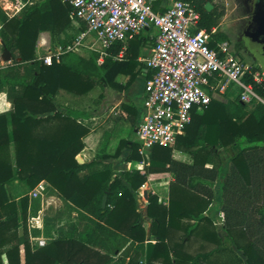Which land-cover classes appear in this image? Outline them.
Listing matches in <instances>:
<instances>
[{"label":"trees","instance_id":"obj_1","mask_svg":"<svg viewBox=\"0 0 264 264\" xmlns=\"http://www.w3.org/2000/svg\"><path fill=\"white\" fill-rule=\"evenodd\" d=\"M183 1L200 12L199 29L211 31L225 14V6L215 0ZM207 2L214 5L210 11L205 8ZM70 12L71 6L62 0L27 4L11 17L0 9V53L8 50L13 61L0 65V92H6L13 104L10 119L0 114V264H5L4 255L8 264H21V244L25 264H213L207 253L184 252V242L172 245L171 234L183 228L192 232L194 227L188 230L186 220L212 223L203 213L215 198L216 182L224 231L228 236L232 232L243 235L245 264H264V104L246 110L243 103L235 101L236 107H231L212 100L194 114L174 145L155 144L144 169L124 173L128 186L113 176L111 165L97 166V160L107 155H97L87 163L77 160L89 129L76 120V111L57 104L56 94L65 89L82 95L98 84L115 85L119 74L128 75L132 82L145 67L139 57L144 48L154 47L157 31L150 26L134 35L123 59L114 58L122 48L117 42L102 60L98 53L84 57L67 51L46 63L36 56L38 36L45 30L67 33L73 27ZM79 29H86L85 23ZM218 39L230 40V36L220 34ZM236 47L240 49L241 43ZM256 91L264 98V84L256 85ZM126 145L132 148L128 159H141L137 141L121 140L115 154ZM219 147L234 149L226 164L218 159ZM154 174H173L174 184L168 205L159 202L157 195H149L147 214L156 242L145 245L147 232L134 192ZM15 180L29 190L49 182L75 205L86 224L33 250L27 219L30 206L36 212L39 205L36 200L30 203L28 193L19 201L11 198L7 185ZM105 194L108 199L103 207ZM134 245L135 254L130 255L128 250ZM121 250L122 255L115 258Z\"/></svg>","mask_w":264,"mask_h":264},{"label":"built area","instance_id":"obj_2","mask_svg":"<svg viewBox=\"0 0 264 264\" xmlns=\"http://www.w3.org/2000/svg\"><path fill=\"white\" fill-rule=\"evenodd\" d=\"M63 1L71 6V17L86 25L75 46L69 45L66 52L78 49L76 46L92 34L104 47L105 55L114 43H122L114 58L123 59L134 35L150 26L157 29L154 47L139 57L151 72L145 82L143 113L137 127L142 153L149 154L155 144L174 145L194 114L202 112L212 100L225 103L238 99L252 107L264 104L256 91V85L264 84V68L246 62L230 41L215 36L214 28L199 29L201 15L191 2L175 0L159 12L153 9L151 0ZM51 59L48 56L44 61L51 63ZM39 244H46V240L40 239Z\"/></svg>","mask_w":264,"mask_h":264},{"label":"crops","instance_id":"obj_3","mask_svg":"<svg viewBox=\"0 0 264 264\" xmlns=\"http://www.w3.org/2000/svg\"><path fill=\"white\" fill-rule=\"evenodd\" d=\"M43 0H0V4L6 14L11 16L19 15L27 4H31L34 2H40ZM152 6L155 8V11L163 12L165 11L175 0H151ZM227 5V7L225 6ZM222 5L225 6L226 13L220 17L218 24L213 27L216 32V37L220 34H229L227 30H231L235 27V22L240 18L241 13L239 12V4L237 1L225 0L222 2ZM2 9V10H3ZM234 13L236 21H226L228 16ZM71 17V14H70ZM72 19L73 29L74 27L81 26L76 19ZM225 22V23H224ZM2 27V23L0 22V29ZM155 28V27H154ZM85 30V29H84ZM157 31V29L155 28ZM69 31V30H68ZM68 33H62L56 35L58 41L55 43L57 46L56 49L53 50L52 46V37L48 31H42L36 43V56L39 51L44 52L45 57H53L60 55L66 51H62V44L64 38ZM87 37L91 39L92 44H97L92 34H88ZM132 39V38H131ZM230 41V40H228ZM231 43V42H230ZM0 44H3L0 39ZM99 58L102 60L106 55L102 53L104 51V47L100 45ZM234 49H239L233 46ZM66 50V49H65ZM151 48H144L143 54H148ZM81 56V51L78 49L71 50ZM3 54V55H2ZM0 63H6L12 60L11 55L8 50H5L0 53ZM141 55V56H142ZM9 58V59H4ZM86 57V56H84ZM256 66H261L258 63H253ZM8 64H6L7 66ZM5 66V65H4ZM264 68V66H262ZM149 71L143 67L138 74V76L132 81L129 82V76L125 74H119L115 78L116 84H98L94 88H92L89 92L79 95L72 92H69L65 89H60L56 94L57 104L64 110L72 109L78 113L76 120L86 126L89 131L86 136L83 137L84 147L77 154L76 158L80 163H87L95 159L97 155L106 156L104 158H99L97 162V166H103V164H109L113 170L114 177H120L123 182L130 186V183L125 178V172L133 171V170H142L146 165L149 164V154H145L141 152V144L138 140L137 136V127L138 123L141 119L143 113V103H144V87L146 79H148ZM13 110L12 101L8 98L6 92H0V114H5L8 119H10V113ZM133 120L135 122H133ZM121 140H130L137 141L139 143V155L141 159L134 158L128 159L132 152L131 145H126L122 148L119 155H116L117 149ZM178 154V153H177ZM92 167L86 169V172H89ZM174 176L173 174L165 176H160L159 174H154L153 177H149V180L143 184L135 193L138 210L141 212L142 217L144 219V227L147 232V239L145 245H147L148 241L152 243L156 242V237L153 236L151 232L152 218H150L147 214V207L149 203V195L155 194L158 196L159 202L167 205L169 203L170 191H172V185L174 184ZM20 181L15 180L7 185L12 188L15 187ZM171 188V189H170ZM220 192V184L219 182L215 183L214 191H215V203L210 204V206L204 211L203 215L209 217L213 220L211 222H202V223H194L191 221L187 222L189 230L193 229L192 232H184L183 230H173L171 234V244L181 243L183 244V250L187 254L196 255L198 253H207V260L213 264H231L230 260L227 258V255L224 253H220L222 248H225L226 245H223L222 233L218 235V240L216 235L215 227L217 229H221L222 232L226 234L223 229L224 221L221 222V218L224 213L220 208V203H217V191ZM9 192V190H8ZM33 192H36V196H33ZM147 192V196L144 193ZM30 196V203H32L35 199H39L41 201V206L38 208L36 212L31 211V206L29 208V214L27 219V228L29 234V240L31 243V247L35 250L37 247H41L46 245L48 242L56 239L53 236L59 235L64 236L67 234V220L62 222L56 220V222H52L55 224V227L52 230V235L45 232L47 226L48 216H52V213L56 215H60L61 213L69 214L72 218L71 227L77 226L79 229H82V219L79 211L76 209L75 205L71 202L66 201L61 194L47 181H42L35 189L28 190ZM10 194V193H9ZM52 203V204H51ZM60 212V213H59ZM66 221V222H65ZM72 229V228H71ZM20 235L23 233V228L19 229ZM184 238V240H183ZM40 239H45L46 244L40 245ZM198 241V247H202V250L193 252L190 249L191 242ZM130 244L124 247V249ZM222 244V245H221ZM212 245V246H211ZM206 247V249H204ZM132 253L130 255L135 254V245L132 247ZM204 249V250H203ZM227 250V249H225ZM102 252L104 250L101 249ZM122 250L118 251L115 258H118L122 255ZM4 262L8 264L7 256L4 255ZM129 257L127 258V260ZM145 256L141 257V260L145 263ZM20 261L21 264H25V254H24V245H20ZM233 262V261H232ZM156 264H161L157 262ZM238 264V263H236ZM243 264V263H241Z\"/></svg>","mask_w":264,"mask_h":264},{"label":"rangeland","instance_id":"obj_4","mask_svg":"<svg viewBox=\"0 0 264 264\" xmlns=\"http://www.w3.org/2000/svg\"><path fill=\"white\" fill-rule=\"evenodd\" d=\"M215 1L219 5H222V2H225V0H215ZM230 1H238V0H230ZM1 5H3V4H0V9H3ZM225 6L227 7L226 4H225ZM225 13H226V11H225ZM235 18L236 17L234 15V13H231L228 16V18H226V21H233L234 22V21H236ZM241 23L242 22H240V20L238 19L237 22H235V27L233 29H231V30H227L229 32L230 42H231L232 46H235V44H237V42L239 40H241L242 43H243V50L242 51L239 50V52H238V50L235 49L238 52L239 56H241V58H243L246 62H250V63H254V61L258 62L259 64H261V66H258V67L261 68L262 66H264V61L257 60L256 59V55L259 54V51H262V53L264 54V47H261V48L257 49V47L259 45L257 44L258 42H257V38L254 36V32L250 28H245L244 26L241 27L240 26ZM79 28H80V26H78V28L74 27L73 29H69V31L67 32L68 33L67 36L64 38L63 43H61L62 47H63L62 51H66L65 49H67V47L69 45L72 46V47L75 46V43L77 42V38H78L80 32L83 31V30H80ZM46 31H48L50 33L51 37H52V46L51 47L54 50V49L57 48V46L55 45V43L58 41V38L56 36L57 34H53L50 30H46ZM92 43L93 42H91V39H89L86 36V38H84L82 40V44L79 45V46H76V48H78V50L81 51L82 55H84L86 57H90L92 55H95L96 53H99V51H97V50L101 48L99 43H97L95 45L92 44ZM2 55L0 56V58L2 57ZM37 57L39 59H44L45 58V54L42 51V49H41V51H39V54L37 53ZM3 58L4 59H9V58H5L4 56H3ZM6 63H4V64H6ZM11 63H13L12 60H11V62L8 63V65L11 64ZM0 65H1V63H0ZM226 96L229 98V94H227ZM235 101L238 102L239 104H242V102H239L238 99H236V100H228V102H225V103L230 104L231 107H236V105L234 104ZM252 108L253 107L251 105H246L245 104V109L246 110H251ZM233 152H234V149L231 148V147H227V148L219 147L218 148V153H219L218 159H220L223 164H226L228 159H229V157L233 154ZM217 161L218 160L216 158L215 163H217ZM223 167L225 169L226 165H224ZM165 177H167V176H165ZM148 180H149V178L147 179V181ZM7 189L9 190L11 198L15 199L17 201H19V199L22 196L26 195L28 190H29L28 187L25 184L21 183V182H19L13 188L11 186H8ZM28 195H29V193H28ZM216 196H217V198H216L217 199V203L219 204V201H220V192H219V190L217 191V195ZM170 197H171V191H170ZM170 197H169V201H170ZM35 200H36L37 205H39V207H40L41 206V201L39 199H35ZM215 202H216V200L215 201L213 200V203H215ZM48 217L49 218L47 220V226H46L45 232H47L50 235H52L51 232H52L53 228L55 227V224L52 223V222H56V220H58V219H59L60 222H62L64 220H67V224L68 225H66V226H67V229H68L67 231L68 232L71 230V228H73V227H71L72 218H71V216L68 213L67 214L61 213L60 215H56V214L52 213V216L49 215ZM79 217H81V215ZM187 222L190 223L191 221L190 220H186V223ZM212 223H213V220H212ZM84 224H86V221L84 219H82V223H80L79 225H82V228H83ZM213 231H216V234H218V235H221V233H222V237L221 238L224 241L223 245H226L225 248L221 249L220 253H224V251H226L224 254L227 255V258L230 260L231 264H236V263L245 264L246 257H245V254L243 253V250L241 249V246L246 243L243 235L240 232H237V233L232 232L228 236V234H225L224 232H222L221 229H217V227H215V230H213ZM60 236H61V233L59 235H54L53 237L54 238H58ZM190 244L192 246L190 249H192L193 252H197V251L202 250V247H198L197 246L199 244L198 241L191 242ZM204 249H206V247ZM225 249H227V250H225ZM132 250L133 249L128 250V253L131 254L133 252Z\"/></svg>","mask_w":264,"mask_h":264},{"label":"flooded vegetation","instance_id":"obj_5","mask_svg":"<svg viewBox=\"0 0 264 264\" xmlns=\"http://www.w3.org/2000/svg\"><path fill=\"white\" fill-rule=\"evenodd\" d=\"M238 1H237L239 4L238 8H239V12L241 13L239 20L240 22H242L240 26L241 27L244 26L245 28H250L254 32V36L257 38V42H258L257 44L260 46V47L258 46L257 49L264 47V27L261 24H258V22L253 20L255 0H238ZM238 42L241 43V48L239 50L242 51L243 43L241 40H239ZM256 59L259 61H264V54L262 53V51H259V54L256 55ZM254 62L258 63L256 61Z\"/></svg>","mask_w":264,"mask_h":264},{"label":"water","instance_id":"obj_6","mask_svg":"<svg viewBox=\"0 0 264 264\" xmlns=\"http://www.w3.org/2000/svg\"><path fill=\"white\" fill-rule=\"evenodd\" d=\"M213 7L214 5L211 2H207L205 4V8L208 11L212 10ZM253 20L258 22V24H261L264 27V0H255ZM144 195L147 196V192H145ZM107 199H108V195L105 194L102 202L103 207H106Z\"/></svg>","mask_w":264,"mask_h":264},{"label":"bare ground","instance_id":"obj_7","mask_svg":"<svg viewBox=\"0 0 264 264\" xmlns=\"http://www.w3.org/2000/svg\"><path fill=\"white\" fill-rule=\"evenodd\" d=\"M52 204V203H51Z\"/></svg>","mask_w":264,"mask_h":264}]
</instances>
